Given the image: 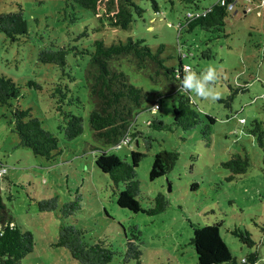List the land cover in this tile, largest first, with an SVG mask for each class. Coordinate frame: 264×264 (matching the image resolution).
Wrapping results in <instances>:
<instances>
[{
	"label": "rangeland",
	"instance_id": "obj_1",
	"mask_svg": "<svg viewBox=\"0 0 264 264\" xmlns=\"http://www.w3.org/2000/svg\"><path fill=\"white\" fill-rule=\"evenodd\" d=\"M156 1L158 11L150 0H138L144 12L141 17L135 14L128 29L101 27L93 16L86 15L74 30L89 28V36L80 41L84 45L96 39L111 43L129 37L144 39L153 50L163 44L169 66L178 64L181 52L182 62L192 67L190 73L209 93L202 98L190 89V98L203 115L213 116L216 122L209 139L202 133V125L188 131L175 124L170 130L151 128L148 123L154 118L173 123L174 106L184 92L178 88L173 91L164 82L151 81L126 61L123 68L130 81L149 92L144 107L154 103L159 91L173 93L159 100V109L143 110L137 115L136 129L142 136L129 146L112 150L94 137L89 124L93 102L83 81L88 58L77 61L70 54L71 67L65 69L66 74L56 65L38 59L40 48L54 34L60 41L65 39V22L60 21L64 0H0V13L23 8L30 32L28 39L16 42L0 32V74L12 77L21 86V96L13 102L32 108L33 114L42 118L58 137L61 151L47 158L22 146L5 117L10 115L9 107L0 106V162L7 168L5 175H0V197L15 222L30 231L34 240V249L22 264H82L72 258L66 247L56 244L63 225L86 228L93 239L97 235L105 237L118 252L110 264H137L127 255L130 239L139 245L142 264H199L189 244L194 228L216 223H220V235L238 264L255 251L257 264H264L263 152L249 131L256 121L264 130V0L239 1L237 13L226 18L221 35L200 28L179 34V23L184 22L189 8L180 0L173 5L168 0ZM217 1L198 3L200 7H210ZM210 72L214 78L205 80ZM70 75L76 78L74 82H69ZM60 79L73 84L74 94L81 100L71 106L83 118V132L73 140L65 138L59 127L61 115L50 98V89ZM31 80L41 84L42 89L30 87ZM245 83L244 91L229 87L231 84L235 89ZM215 90L219 98L213 100ZM230 95L231 109L224 102ZM243 118L245 123L241 122ZM101 148L125 161H130L132 150L145 153L137 168L141 197H155L161 192L167 199V209L148 215L121 208L117 204L121 188H115L110 175L95 164ZM163 149L177 150L178 160L170 174L151 181L154 155ZM236 153H247L251 166L246 173L229 180L230 171L222 162ZM48 202L55 206L41 210V204ZM235 227L249 230L256 244L249 247L241 242L231 233Z\"/></svg>",
	"mask_w": 264,
	"mask_h": 264
},
{
	"label": "trees",
	"instance_id": "obj_2",
	"mask_svg": "<svg viewBox=\"0 0 264 264\" xmlns=\"http://www.w3.org/2000/svg\"><path fill=\"white\" fill-rule=\"evenodd\" d=\"M138 0H64L60 10V21L65 22V39L59 40L55 34L40 48L38 59L44 64H53L59 67L65 74V69L71 67L69 55L72 54L78 61L88 58L84 74V87L88 91L89 98L93 102V108L89 114V124L94 137L104 146L110 147L116 144L122 137L128 136L133 142L143 134L136 129L137 115L143 110H157L160 108L159 100L172 95L175 89L183 87L181 81L185 73H190L192 67L182 62L183 54L179 52L177 65L169 66L163 56L165 46L161 44L153 50L144 39L129 37L126 41H113L107 43L104 39H96L90 45H84L80 41L89 36V28L76 31L74 27L86 15H91L100 22L101 27H116L128 29L135 19V14L142 16L144 9L138 4ZM158 11L156 0H150ZM172 5L175 0H168ZM189 8L184 17V22L179 23V34L183 30L193 31L200 28L204 31L221 35L225 32L226 18L237 13L236 5L244 0H221L210 5L200 7L198 0H180ZM231 4V6L229 5ZM247 8V6L245 7ZM250 9V8H248ZM37 20V19H36ZM49 27V24L45 26ZM93 28V30H100ZM0 32L4 33L11 42L28 39V19L24 16L23 8L15 11L0 13ZM129 62L137 71L143 72L155 83L164 82L173 91H159L154 103L144 107V102L149 92L142 87L133 84L129 75L123 68L124 62ZM188 65L190 68L186 69ZM72 75V74H71ZM69 77V82L76 80ZM69 82L60 79L50 89V98L53 100L56 110L60 113L62 121L59 125L68 140H73L83 132V118L71 109V106L80 103V97L75 96ZM28 85L42 89V85L36 81H29ZM247 83L239 85L235 89L231 84V90L244 91ZM264 85V82H263ZM179 95L178 102L174 106V121L166 124L160 119L154 118L148 123L154 129L170 130L174 124L184 131L202 125V133L209 139L212 125L216 119L209 115H203L200 109L190 98V89ZM21 96V86L12 77L0 74V106H8L10 115L5 117L12 132L18 135L20 144L32 150L37 156L54 158L61 151L58 148V137L51 132L42 118L33 114L32 108H22L14 102ZM264 100V95L262 96ZM14 101V102H13ZM222 101V100H221ZM233 96H229L224 102L231 109ZM157 105V108L154 106ZM203 116V118H202ZM206 119V120H204ZM241 122H246L243 118ZM256 137L259 147L263 152L264 162V130L258 121L249 129ZM123 148V147H122ZM177 151V150H176ZM173 150L163 149L154 155V161L149 172V178L154 181L166 176L174 170L179 153ZM145 153L132 150L130 161L122 160L115 154H108L103 148L95 157V164L103 173L110 175L115 188H121L117 204L121 208H127L134 213L143 212L148 215H156L164 212L168 202L163 193L155 197L142 196L140 181L137 176V168ZM225 169L230 171L229 180L246 173L250 166V158L247 153H236L228 160L222 162ZM7 168L0 162V175L3 177ZM196 185V184H195ZM142 201H140V199ZM57 198L55 199V202ZM144 203H148L144 205ZM55 206L51 202L41 204V210L45 207ZM220 223L196 225L189 244L194 247L199 264H238V259L231 255L230 249L223 241L220 231ZM231 233L239 237L240 241L252 247L256 242L247 229L235 227ZM139 240L138 236H135ZM57 246L66 247L72 258L82 264H110L118 254L112 244L105 238L89 234L86 228L74 225H63L59 234ZM34 240L32 233L24 230L15 222L12 215L3 204L0 197V264H22V260L33 251ZM127 255L140 261L142 252L139 245L130 239ZM242 264H257L258 252L248 254L242 259ZM164 264H175L167 261Z\"/></svg>",
	"mask_w": 264,
	"mask_h": 264
},
{
	"label": "clouds",
	"instance_id": "obj_3",
	"mask_svg": "<svg viewBox=\"0 0 264 264\" xmlns=\"http://www.w3.org/2000/svg\"><path fill=\"white\" fill-rule=\"evenodd\" d=\"M184 76H185L184 80L181 81V85H183V87H180V89H179L180 91H185L186 89H192V90H194V93L197 96H200L202 98H207L208 97L209 93L204 90V86H203L202 83H200V81L195 80V74L194 73L186 72ZM213 78H214V75H213V73L210 72L209 75L207 77H205V80L213 79ZM218 98H219V92L217 90H215L214 96H213V100H216ZM131 143L132 142L130 141V143L128 145H125L123 147L129 146V145H131ZM113 146H110L109 148H111L112 150H118V149H114Z\"/></svg>",
	"mask_w": 264,
	"mask_h": 264
},
{
	"label": "built area",
	"instance_id": "obj_4",
	"mask_svg": "<svg viewBox=\"0 0 264 264\" xmlns=\"http://www.w3.org/2000/svg\"><path fill=\"white\" fill-rule=\"evenodd\" d=\"M222 4H225V0H221ZM231 6V4H229ZM187 66V67H186ZM185 68L189 69L190 67L186 65ZM157 108V105L154 106ZM130 143V138L128 136L122 137L121 140L113 146L114 149H120L121 147L128 145Z\"/></svg>",
	"mask_w": 264,
	"mask_h": 264
}]
</instances>
